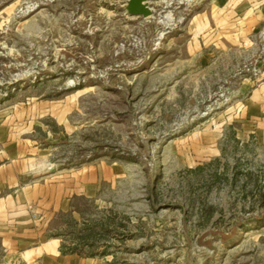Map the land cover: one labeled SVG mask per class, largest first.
Returning <instances> with one entry per match:
<instances>
[{
	"label": "rangeland",
	"instance_id": "obj_1",
	"mask_svg": "<svg viewBox=\"0 0 264 264\" xmlns=\"http://www.w3.org/2000/svg\"><path fill=\"white\" fill-rule=\"evenodd\" d=\"M125 3L0 0V123L24 139L19 186L115 168L56 213L1 207L0 264L2 238L47 219L45 238L77 247L83 231L82 252L106 253L86 264H264V113L246 104L264 34L216 45L192 34L206 5L160 0L143 19Z\"/></svg>",
	"mask_w": 264,
	"mask_h": 264
},
{
	"label": "crops",
	"instance_id": "obj_2",
	"mask_svg": "<svg viewBox=\"0 0 264 264\" xmlns=\"http://www.w3.org/2000/svg\"><path fill=\"white\" fill-rule=\"evenodd\" d=\"M194 2L206 5V10L198 11L193 17L192 34L195 38L208 35L216 45L221 42L218 41V37L231 44H247L252 33L261 30L264 34V0H194ZM261 79L260 85L252 91L246 101L251 108L250 111L258 115L264 113V71ZM5 127L4 123H0V192L4 189H8L9 192L5 198H0V209L9 207L19 210L34 206L37 210L44 207L48 210V215L53 214L60 211L62 208L60 205H66L73 196H89L90 190L97 187L100 181L112 179L114 175L115 168L112 165L107 166L100 162L62 172L64 175L57 172L34 185L19 186V174L23 175L25 172V161L22 157L24 139L14 142L13 139L6 138ZM46 213L44 212L43 218L47 217ZM47 222L48 219L42 227L41 222H38L22 233L11 232L2 238V247L8 250L5 258L10 259V264H32L31 262L86 264L83 263L82 257L77 255H62L57 239L45 238ZM30 223L33 224L31 219ZM53 241H57L54 251H46L45 246ZM28 253L31 255L25 258Z\"/></svg>",
	"mask_w": 264,
	"mask_h": 264
},
{
	"label": "water",
	"instance_id": "obj_3",
	"mask_svg": "<svg viewBox=\"0 0 264 264\" xmlns=\"http://www.w3.org/2000/svg\"><path fill=\"white\" fill-rule=\"evenodd\" d=\"M158 1L160 0H126L125 11L129 17L147 19L152 17L153 14L150 4Z\"/></svg>",
	"mask_w": 264,
	"mask_h": 264
},
{
	"label": "trees",
	"instance_id": "obj_4",
	"mask_svg": "<svg viewBox=\"0 0 264 264\" xmlns=\"http://www.w3.org/2000/svg\"><path fill=\"white\" fill-rule=\"evenodd\" d=\"M86 232H88V230H86ZM85 232H80L79 234H77V239L76 241H78V246L77 247H67L63 244V241H61L60 243V253L62 255H77L79 257H82V258H94L96 256H106L105 252L104 253H101L99 255H95L93 252L91 253H84L82 252V248H84L85 246L89 249V248H94L93 245H88L86 244L83 240V237L82 235L84 234ZM82 242V243H81ZM81 243V244H80Z\"/></svg>",
	"mask_w": 264,
	"mask_h": 264
},
{
	"label": "built area",
	"instance_id": "obj_5",
	"mask_svg": "<svg viewBox=\"0 0 264 264\" xmlns=\"http://www.w3.org/2000/svg\"><path fill=\"white\" fill-rule=\"evenodd\" d=\"M247 71H250V69H247ZM251 72L253 75H256L257 74L256 68L251 69Z\"/></svg>",
	"mask_w": 264,
	"mask_h": 264
}]
</instances>
